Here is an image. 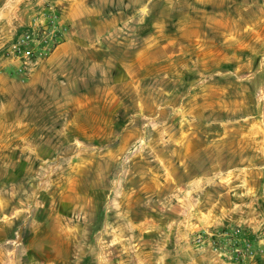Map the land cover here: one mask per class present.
Segmentation results:
<instances>
[{"label": "rangeland", "instance_id": "obj_1", "mask_svg": "<svg viewBox=\"0 0 264 264\" xmlns=\"http://www.w3.org/2000/svg\"><path fill=\"white\" fill-rule=\"evenodd\" d=\"M134 13L122 15L133 21L102 44L115 54L142 45L157 53L142 74L129 75L118 61L117 139L108 144L76 138L96 117V106L84 108L86 95L101 93L95 90L101 72L90 71L93 60L49 61L61 45L41 60L30 56V48L44 50L33 35L40 22L53 24L41 29L47 42L57 26L68 33L61 6L21 0L19 9L0 10V239L6 260L16 232L25 242L39 226L28 213H46L48 227L55 222L51 213L74 188L71 156L82 144L117 149L116 162L102 159L100 168L83 175L89 182L100 177L104 189L110 181L109 198L101 199L100 245L89 236L82 252L90 264L264 260V243L256 241L264 232V0L194 2L181 19L165 22V35L154 44L143 37L158 18L153 13L141 27ZM125 130L132 135L124 137ZM158 177V184L150 181ZM139 190L143 199H137ZM188 193L195 199L191 227L176 218L174 207ZM253 219L262 225L253 228ZM18 254L28 252L22 246Z\"/></svg>", "mask_w": 264, "mask_h": 264}, {"label": "crops", "instance_id": "obj_2", "mask_svg": "<svg viewBox=\"0 0 264 264\" xmlns=\"http://www.w3.org/2000/svg\"><path fill=\"white\" fill-rule=\"evenodd\" d=\"M40 1L46 2L48 0ZM212 1L145 0L143 3H132L130 0H55L57 5L64 10V20L70 25V29L66 34L65 41L59 48L60 51L56 52L49 61L65 62L73 59H91L93 61L88 63L90 71L101 72V77L98 75V86L95 89L101 93L96 97H90L94 94L86 95V103H84V108L97 107V109L92 107L96 117L92 126L81 131L82 134H76V138L81 140L108 139V144H110L111 139H117V102L113 99L119 84L116 65L119 61L121 67L126 69L129 75L132 71H134V75L142 74V70L146 68L147 59L154 57L157 53L150 48V45H142L132 51L125 49L120 54H115L110 48L104 47L103 41L108 42L117 39L120 30H123L133 21L132 19H122L121 16L132 10L135 12L134 16L139 18L137 24L142 27L147 18L154 13L158 18L157 28L143 37L145 43L154 44L159 42V37L165 35V22L167 20L171 18L181 19L194 2L209 4ZM20 5L21 0H0V10L3 12L8 8L19 9ZM172 57H175V54ZM135 80L138 79L135 78ZM131 132V130H125L122 134L127 137L132 135ZM71 158L72 171L76 172L74 174V188H71L67 196L58 204L57 209L51 213L52 220L55 222L50 223V227H48L46 213H28L29 222L31 223L32 219L36 220L39 224L38 228L29 232V238L25 242V238H20V231L16 232V239H13L12 248L8 251L11 258L7 260L6 245L4 239L1 238L0 264H90L88 256L82 252L91 241L89 236H93L94 244L99 243L100 245L98 238L104 230L100 228V220L104 211L101 199L104 198L103 195L109 198L110 181L104 189L99 184L101 182L100 177L96 181L91 180L89 182L83 175L87 170L100 168V164L105 163L102 159L116 162L117 149L111 148L110 145L102 149L98 146L89 148L82 144L72 154ZM159 177L150 181H156L158 184L160 182ZM157 188L159 187L157 186ZM137 193L140 194L137 199H143L142 190ZM194 202V196L188 193L182 199L180 198L174 206L177 213L176 218L185 219V222L188 221L189 227L192 226L191 219L195 218L192 211ZM86 208L87 211H85ZM91 210L93 214L89 213ZM129 213V209L125 211L126 216ZM87 219H91L89 224L86 223ZM252 221L254 222L253 228L262 225L260 220L255 222L253 219ZM71 222L73 223L72 226H70ZM178 225L180 226V224ZM256 241L259 244L264 243V232L256 234ZM22 246L28 252L25 258H20L18 254ZM74 251L78 252L73 254ZM160 259L162 260L163 257ZM221 264H230V262L225 263L223 261ZM247 264H264V260L259 259Z\"/></svg>", "mask_w": 264, "mask_h": 264}, {"label": "built area", "instance_id": "obj_3", "mask_svg": "<svg viewBox=\"0 0 264 264\" xmlns=\"http://www.w3.org/2000/svg\"><path fill=\"white\" fill-rule=\"evenodd\" d=\"M48 25L51 27L53 26V24H51V22H50V24L47 22H40L39 24H37V27L34 29V32H33V35H36V33H38V36L36 38L37 41L35 40V42H37L38 44L39 43L42 44L44 46V50H38V49L30 48V56H36L39 60L49 56L54 50H56L65 41V36H66L65 32L67 30H65L59 26H57L54 29V32L56 34H54V36L50 42H47L43 36H40V34L43 33V30H41V29L47 28ZM27 38L31 39L32 37L30 34H28ZM22 73L24 76L27 74L25 69H22Z\"/></svg>", "mask_w": 264, "mask_h": 264}]
</instances>
